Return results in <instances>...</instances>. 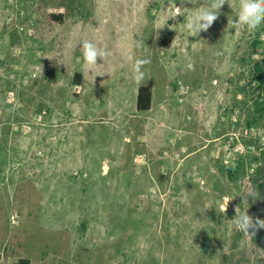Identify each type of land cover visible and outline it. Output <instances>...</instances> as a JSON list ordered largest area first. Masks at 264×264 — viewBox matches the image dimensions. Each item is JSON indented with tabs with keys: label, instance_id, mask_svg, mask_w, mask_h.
<instances>
[{
	"label": "rangeland",
	"instance_id": "obj_1",
	"mask_svg": "<svg viewBox=\"0 0 264 264\" xmlns=\"http://www.w3.org/2000/svg\"><path fill=\"white\" fill-rule=\"evenodd\" d=\"M209 7L0 0L1 264H264V229L232 222L264 219V23L226 0L192 35ZM83 41L107 53L95 70Z\"/></svg>",
	"mask_w": 264,
	"mask_h": 264
},
{
	"label": "clouds",
	"instance_id": "obj_2",
	"mask_svg": "<svg viewBox=\"0 0 264 264\" xmlns=\"http://www.w3.org/2000/svg\"><path fill=\"white\" fill-rule=\"evenodd\" d=\"M187 2V0H183ZM229 3V0H227ZM226 3V0H210V7L206 10L195 13L187 20L185 28L192 35L199 34L202 30H208L217 20L219 10ZM241 11L238 15L240 23L247 25L249 30L256 29L261 23H264V0H240ZM176 17L175 15L172 18ZM83 61L86 68L95 70L99 65L98 58L105 61L107 53L96 44L90 41L82 42ZM131 59V58H130ZM149 59H137L133 67V79L137 83H141L145 78L144 66L149 64ZM96 75H104L97 73ZM235 217L232 222L237 229L243 231L246 235L255 236L259 230L264 229V219L249 215V211L240 212L239 208H235Z\"/></svg>",
	"mask_w": 264,
	"mask_h": 264
},
{
	"label": "trees",
	"instance_id": "obj_3",
	"mask_svg": "<svg viewBox=\"0 0 264 264\" xmlns=\"http://www.w3.org/2000/svg\"><path fill=\"white\" fill-rule=\"evenodd\" d=\"M49 17L52 20L62 21L63 20V14H50ZM257 76H259V72L261 71L262 67L259 64H256L255 66ZM81 73L75 72L74 74V82L78 85L81 84ZM152 101H153V87L151 84H143L138 87V94H137V108L139 110H149L152 107ZM259 111H264V101L259 103L258 107ZM260 192L264 194V175L263 180L259 183ZM3 258V252L0 250V263ZM15 264H30L29 260H21L20 262H16Z\"/></svg>",
	"mask_w": 264,
	"mask_h": 264
},
{
	"label": "built area",
	"instance_id": "obj_4",
	"mask_svg": "<svg viewBox=\"0 0 264 264\" xmlns=\"http://www.w3.org/2000/svg\"><path fill=\"white\" fill-rule=\"evenodd\" d=\"M181 88H183V86H181ZM16 217H15V215H12L11 216V221L13 222V223H16Z\"/></svg>",
	"mask_w": 264,
	"mask_h": 264
},
{
	"label": "crops",
	"instance_id": "obj_5",
	"mask_svg": "<svg viewBox=\"0 0 264 264\" xmlns=\"http://www.w3.org/2000/svg\"><path fill=\"white\" fill-rule=\"evenodd\" d=\"M153 102V101H152ZM1 262H2V260H1ZM16 262H14V264H15ZM1 264V263H0Z\"/></svg>",
	"mask_w": 264,
	"mask_h": 264
}]
</instances>
